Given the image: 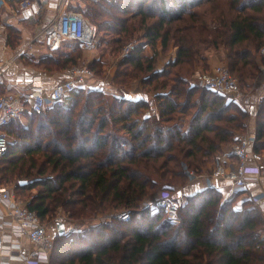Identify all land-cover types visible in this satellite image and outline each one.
Returning a JSON list of instances; mask_svg holds the SVG:
<instances>
[{
    "label": "trees",
    "instance_id": "1",
    "mask_svg": "<svg viewBox=\"0 0 264 264\" xmlns=\"http://www.w3.org/2000/svg\"><path fill=\"white\" fill-rule=\"evenodd\" d=\"M86 12L98 35H111L112 53L139 33L111 80L120 94L140 77L143 94L110 99L103 89L79 87L68 104L3 125L11 136L0 184L15 182L19 199L47 223L59 207L73 219L122 207L131 215L55 234L49 264H264V217L250 199L237 203L243 189L227 199L218 187L197 190L181 201L177 222L160 209H140L171 190L160 188L168 177L184 183L190 170H208L246 128L247 111L226 94L189 85L187 76L198 61L208 67L204 49L223 47L229 71L247 86L264 43V0H110ZM7 33L15 47L18 30ZM63 43L70 47L62 42L55 54L26 63L42 73L68 70L80 55L60 50ZM170 48L174 56L158 68ZM254 137L252 149L264 152V98Z\"/></svg>",
    "mask_w": 264,
    "mask_h": 264
},
{
    "label": "built area",
    "instance_id": "2",
    "mask_svg": "<svg viewBox=\"0 0 264 264\" xmlns=\"http://www.w3.org/2000/svg\"><path fill=\"white\" fill-rule=\"evenodd\" d=\"M29 4V0L20 2L21 7ZM37 37L49 51L57 49L62 42L77 43L88 49L94 48L99 42L96 24L90 22L81 12L72 10L58 12ZM132 48V43L127 44L123 53H128ZM258 59L264 64V44L259 49ZM92 74L87 65L72 66L59 80L48 79L42 73L32 74L25 91H16L11 83H7L4 93L0 94V159L6 152L8 139L5 131L1 130L3 125L21 119L27 112L40 113L53 104H68L70 93L79 87H88V79ZM3 76L1 73L0 83L4 82ZM193 82L228 95L247 111L244 92L238 79L226 65L219 64L206 71L196 70ZM257 102L259 104V100ZM254 138V133L247 131L246 135L239 137L226 152L227 156L234 158L231 164L217 155L212 159L208 170L201 173L190 170L187 182L202 180L204 187H219L221 182H227L243 189L250 180H258L264 174V155L252 149ZM262 197V189L250 196V200L258 209L263 208L261 205L264 206V203L256 205ZM180 203L179 197L173 195L171 190L162 189L150 206L162 210L169 221L177 222ZM130 215L128 208H122L115 213L116 218L124 221L129 220ZM3 216L9 217L8 224L12 232L26 236L35 245V249L25 258L24 264H40L43 261L48 263L53 247L48 225L40 220L35 211L28 209L23 200L14 195L12 188L0 184V217ZM54 222L53 224L63 222V219L59 216ZM1 245L0 240V247Z\"/></svg>",
    "mask_w": 264,
    "mask_h": 264
},
{
    "label": "crops",
    "instance_id": "3",
    "mask_svg": "<svg viewBox=\"0 0 264 264\" xmlns=\"http://www.w3.org/2000/svg\"><path fill=\"white\" fill-rule=\"evenodd\" d=\"M21 1L0 0V25H2L0 27V74H4V82L2 84L5 86L7 83H11L16 91H25L31 75L38 73L26 61H38L43 56L51 53L37 36L58 12L72 10L88 14L86 11H89L92 4H106L110 0H29L30 4L25 7H21ZM8 26L14 27L19 32L18 43L15 47L7 43ZM97 45L99 47V44ZM218 55L215 50L210 49V69L220 62L221 59L218 58ZM44 75L51 80L61 79L60 74L49 75L45 73ZM112 92L115 91L112 90ZM136 96L141 95L136 94ZM245 105L249 117L246 130L254 133L255 114L258 107L255 95H248L245 99ZM219 155L222 156L223 161L226 163L231 164L234 161L233 157L227 156L226 151ZM262 165L264 168V162ZM202 188H204L203 181L197 183L187 182L179 187L178 197L183 199L185 196L193 194ZM219 188L223 192L224 199H227L239 189L227 182H221ZM261 189L264 192V174L258 180H250L247 183L246 187L243 188L244 193L239 197L237 203L240 204L244 199H250L251 195ZM263 203L264 197L256 205ZM261 206L263 208L260 210L264 217V206ZM9 221L10 219L7 216L0 217V240L2 244L0 247V264H24L25 258L35 249V245L26 236H20L12 232L9 228ZM48 231L50 233L57 231L56 225H48ZM40 264H49V262L43 261Z\"/></svg>",
    "mask_w": 264,
    "mask_h": 264
},
{
    "label": "rangeland",
    "instance_id": "4",
    "mask_svg": "<svg viewBox=\"0 0 264 264\" xmlns=\"http://www.w3.org/2000/svg\"><path fill=\"white\" fill-rule=\"evenodd\" d=\"M138 36H139V33L137 34V36L133 37L132 40L127 42L122 47L120 53L119 52L118 53L117 52L116 53H112L110 51L109 43H110V40H111L110 39L111 35H109V34L106 35L105 37H102L101 35H99V41H100V42H98L99 47H98V45H96L94 48L88 49V48L82 47L79 44L77 46L75 43H68V45H70V47H64V43H63V45H62L60 50H66L67 52H72L73 54H79L80 55L77 58V63L74 64L73 66H85V65H87L88 67L91 66L93 68L94 71L89 67L93 74H92V77H90L88 79L87 85H88V87H90L92 89L93 88H96L98 90L99 89L100 90L103 89L104 93L107 96V98L111 99L112 95L120 97V95L124 94V93L128 94L129 96H134L135 93L141 95V94H143V90H142V88L140 86V80H139L140 77H137L136 79H133L131 81V83L126 88H124L123 91H121L120 94L116 92V89H115V87H114V85L112 83V80H111V77L115 73V70H116L117 61L122 57V55H124V53H123L124 52V48L129 43H132L133 46L135 44H137L139 39H140V38H138ZM60 46H61V44H60ZM53 51H55V50L50 51L51 53H48V55L55 54ZM145 51H146V53L148 55L153 54V51H151V49H149V48H145ZM170 51H171V54L160 55L159 62L157 64L158 68L161 67L163 62L168 60L170 57L174 56L175 49L172 50V48H170ZM216 52H217V54H219L218 58L221 59L220 62L218 64H216V65L224 63L227 66V62H224L225 61V53H226L225 49L222 47L219 50H217ZM202 55L204 57H208V64H207L208 67L207 68H203V66H205V64H203V61H198L197 65H194L192 73L187 76V81H188L189 85L195 84V82H193V74L195 73L196 70H202V71L211 70L209 68V66H210V49H208V50L204 49L202 51ZM258 55H259V53H258ZM258 55L256 57V64L258 66V72L254 76V79L252 81H249L247 86L242 85V83L239 80H238V82L240 84V87H241L242 91L244 92V95H245L244 99H246V97L248 95H255V99L257 101L259 100V103H260L261 100L264 98V81H263L264 64L260 63V61L258 59ZM216 65H214V66H216ZM66 71H60V72L58 71V72H53V73H48V74L49 75H52V74L53 75H58V74H60V78H63ZM38 73H42V72H38ZM42 74H45V73H42ZM112 90H114L116 93L112 92ZM0 94H2V93H0ZM238 106L241 109L244 110V108L240 104H238ZM248 119H249V117L247 118V121H248ZM20 122H23L24 124H27L29 122L28 115L26 117L25 116L22 117ZM1 130L3 132L5 131L7 138L11 136V134L8 132L7 126L4 127V128L1 127ZM246 133H247L246 128L244 130L237 131L236 132V135H237L236 140H238L239 137H242V136L246 135ZM44 134L46 136H48V133H44ZM234 142H232L231 144L225 146V148L223 150L227 152L231 148V146L233 145ZM224 151H222L221 153H223ZM261 154L264 155V152H262ZM209 166H211V164L208 165V169H209ZM168 180H169L168 182H161L160 183V188H163L164 186L168 185L171 188V191H172L173 195L179 196L178 195V193L180 192V191L178 192V190H180L179 187H181L182 185L186 184L187 182L177 183L176 179H171L170 177H168ZM201 181L202 180H198V181H196L194 183L201 182ZM14 183L15 182H8V183L2 184V185H5L7 187L12 188V190L14 192V195L19 199L21 197L14 190V187H15ZM19 184H20V182H19ZM36 190H37V187H35L31 191H29L28 195L36 192ZM234 193L235 192H233L231 195H233ZM183 199L180 197V200L182 202H183ZM152 203H153V201L152 202H146L145 204H143L140 207V209H147V208L154 209L153 206H150ZM122 208H119V209H117L115 211H112V212H103V213L96 212V213H93L92 215L83 217L81 219H73V218H70L68 216V214L61 207H59L56 210L55 214H54V219H56L59 216L63 219V223L65 225V231L64 232H67V231H82V230H85L87 227L95 225L97 223L110 221L111 218L115 217V213L117 211L121 210ZM154 210H157V209H154ZM45 222H43V223H45ZM47 225H52V223H47ZM263 233H264V228H263ZM55 234H57V231H53L51 233L52 240H54L53 237H54Z\"/></svg>",
    "mask_w": 264,
    "mask_h": 264
},
{
    "label": "water",
    "instance_id": "5",
    "mask_svg": "<svg viewBox=\"0 0 264 264\" xmlns=\"http://www.w3.org/2000/svg\"><path fill=\"white\" fill-rule=\"evenodd\" d=\"M20 183H24V181H21ZM56 225V229H57V233L58 234H62L65 231V225L63 222H58L55 224Z\"/></svg>",
    "mask_w": 264,
    "mask_h": 264
}]
</instances>
